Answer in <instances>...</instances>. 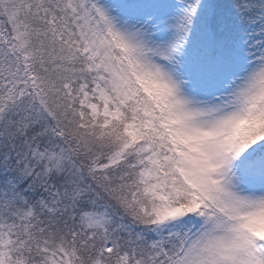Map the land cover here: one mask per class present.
<instances>
[{
  "label": "snow or ice",
  "instance_id": "obj_1",
  "mask_svg": "<svg viewBox=\"0 0 264 264\" xmlns=\"http://www.w3.org/2000/svg\"><path fill=\"white\" fill-rule=\"evenodd\" d=\"M0 264H264V0H0Z\"/></svg>",
  "mask_w": 264,
  "mask_h": 264
}]
</instances>
